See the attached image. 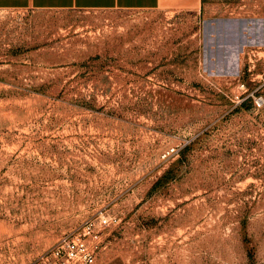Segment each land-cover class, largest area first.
<instances>
[{
  "label": "rangeland",
  "instance_id": "rangeland-1",
  "mask_svg": "<svg viewBox=\"0 0 264 264\" xmlns=\"http://www.w3.org/2000/svg\"><path fill=\"white\" fill-rule=\"evenodd\" d=\"M74 237L95 264H264V0L0 9V264Z\"/></svg>",
  "mask_w": 264,
  "mask_h": 264
},
{
  "label": "crops",
  "instance_id": "crops-1",
  "mask_svg": "<svg viewBox=\"0 0 264 264\" xmlns=\"http://www.w3.org/2000/svg\"><path fill=\"white\" fill-rule=\"evenodd\" d=\"M202 0H0V9L39 10H144L195 15Z\"/></svg>",
  "mask_w": 264,
  "mask_h": 264
},
{
  "label": "built area",
  "instance_id": "built-area-1",
  "mask_svg": "<svg viewBox=\"0 0 264 264\" xmlns=\"http://www.w3.org/2000/svg\"><path fill=\"white\" fill-rule=\"evenodd\" d=\"M41 264H95V253L81 237L62 238Z\"/></svg>",
  "mask_w": 264,
  "mask_h": 264
},
{
  "label": "water",
  "instance_id": "water-1",
  "mask_svg": "<svg viewBox=\"0 0 264 264\" xmlns=\"http://www.w3.org/2000/svg\"><path fill=\"white\" fill-rule=\"evenodd\" d=\"M232 40V39H231Z\"/></svg>",
  "mask_w": 264,
  "mask_h": 264
}]
</instances>
